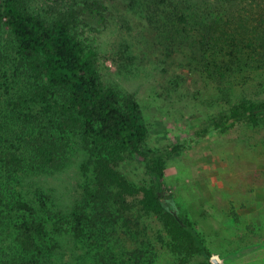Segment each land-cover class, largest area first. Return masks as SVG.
Wrapping results in <instances>:
<instances>
[{
  "label": "trees",
  "instance_id": "1",
  "mask_svg": "<svg viewBox=\"0 0 264 264\" xmlns=\"http://www.w3.org/2000/svg\"><path fill=\"white\" fill-rule=\"evenodd\" d=\"M147 1L149 22L166 45L174 49L190 41L219 84L241 72L247 82L264 78V0ZM54 7V15H46L24 0H0V39L9 32L15 48L12 72L5 71L0 81L5 88H0V264H56L58 235H74L83 243L73 250L82 248L89 264H139L141 247L121 242L117 251L111 249L116 231L127 226L126 213L136 206L162 224L172 264L199 257L204 264H219L196 224L177 202L164 199L167 158L181 144L149 145L150 124L141 102L135 93L104 81L97 48L84 35L91 21L104 22L108 3L55 0ZM263 121L264 100L243 98L210 118L200 132ZM76 145L92 157V186L82 203L55 214L45 192L32 200L15 196L23 193L17 186L35 173L67 166ZM136 160L151 176L144 185L127 170Z\"/></svg>",
  "mask_w": 264,
  "mask_h": 264
},
{
  "label": "rangeland",
  "instance_id": "2",
  "mask_svg": "<svg viewBox=\"0 0 264 264\" xmlns=\"http://www.w3.org/2000/svg\"><path fill=\"white\" fill-rule=\"evenodd\" d=\"M24 1L36 12L54 15L55 0ZM105 1L109 7L104 22L91 21L83 30L97 48L104 81L136 94L150 124V146L165 149L181 144L180 151L167 158L166 203L177 202L185 211L219 264H264V121L255 127L241 122L225 132H200L223 108L243 98L264 100V78L247 82L241 72L240 77H236L238 73L219 84L201 64L190 41L180 42L174 49L166 45L149 22L147 0ZM192 1L200 4L205 0ZM14 50L12 37L5 32L0 39L1 82L5 71L7 75L12 72ZM173 59L176 63H171ZM16 88L22 92L18 84ZM91 158L76 145L67 166L35 173L17 184L23 193L15 191V196L32 200L45 192L55 214L68 212L83 202L85 189L92 186ZM127 170L139 185L151 179L141 161L131 162ZM36 206L42 214L39 200ZM126 217L127 226L116 231L111 249L117 251L123 242L126 248L141 247L139 264L174 262L167 234L156 217L137 206ZM57 237L55 255L60 256L56 264H89L82 248L73 250L75 244H83L74 235ZM204 260L199 257L189 263L204 264Z\"/></svg>",
  "mask_w": 264,
  "mask_h": 264
}]
</instances>
